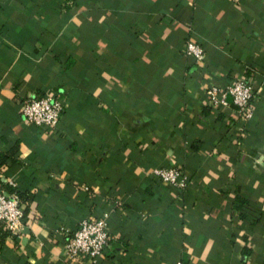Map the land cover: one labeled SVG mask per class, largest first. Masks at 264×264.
Listing matches in <instances>:
<instances>
[{"label":"crops","instance_id":"obj_1","mask_svg":"<svg viewBox=\"0 0 264 264\" xmlns=\"http://www.w3.org/2000/svg\"><path fill=\"white\" fill-rule=\"evenodd\" d=\"M239 75L248 119L204 95ZM52 90L55 125L26 122L21 100ZM0 153L25 195L0 264H264V0H0ZM102 213L108 255L70 261L58 227Z\"/></svg>","mask_w":264,"mask_h":264},{"label":"built area","instance_id":"obj_2","mask_svg":"<svg viewBox=\"0 0 264 264\" xmlns=\"http://www.w3.org/2000/svg\"><path fill=\"white\" fill-rule=\"evenodd\" d=\"M183 52L195 61L201 60L203 56L201 45L192 40L184 42ZM204 95L214 107L232 103L240 118L248 119L251 116L254 87L247 75L236 76L225 85L207 84ZM63 107V96L59 91L52 90L40 96H25L21 100L19 112L28 123L51 127L57 122ZM150 172L159 181L179 188L186 186V175L177 165L153 166ZM9 183L13 184L10 180ZM22 217L21 202L16 192L6 193L0 187V220L4 222L9 235H19L23 227ZM107 217L106 213L95 218L83 217L71 230L60 225L58 228L63 233V254L72 262H80L84 257L94 262L102 255L109 240L114 238V234L107 229Z\"/></svg>","mask_w":264,"mask_h":264},{"label":"trees","instance_id":"obj_3","mask_svg":"<svg viewBox=\"0 0 264 264\" xmlns=\"http://www.w3.org/2000/svg\"><path fill=\"white\" fill-rule=\"evenodd\" d=\"M6 154H2V153H0V163L1 162H3L4 161V159L6 158ZM15 192H16V194L18 195V197H19V199H20V201H21V199L22 198H24V194H23V192H21V191H18V190H15ZM75 228V227H74ZM8 234V232L7 231H5V230H3L2 228H1V226H0V238H2L5 234ZM110 244V240H109V242H108V245ZM108 245L106 246V247H104V249H103V253H102V255L101 256H107L108 255Z\"/></svg>","mask_w":264,"mask_h":264},{"label":"water","instance_id":"obj_4","mask_svg":"<svg viewBox=\"0 0 264 264\" xmlns=\"http://www.w3.org/2000/svg\"><path fill=\"white\" fill-rule=\"evenodd\" d=\"M22 231H25V229H22Z\"/></svg>","mask_w":264,"mask_h":264}]
</instances>
